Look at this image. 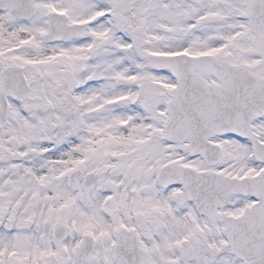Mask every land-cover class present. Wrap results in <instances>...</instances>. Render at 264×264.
<instances>
[{
    "label": "snow or ice",
    "instance_id": "obj_1",
    "mask_svg": "<svg viewBox=\"0 0 264 264\" xmlns=\"http://www.w3.org/2000/svg\"><path fill=\"white\" fill-rule=\"evenodd\" d=\"M0 264H264V0H0Z\"/></svg>",
    "mask_w": 264,
    "mask_h": 264
}]
</instances>
